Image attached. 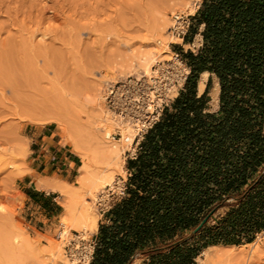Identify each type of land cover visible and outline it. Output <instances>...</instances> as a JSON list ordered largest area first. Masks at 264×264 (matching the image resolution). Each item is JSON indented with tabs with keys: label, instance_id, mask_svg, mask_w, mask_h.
Wrapping results in <instances>:
<instances>
[{
	"label": "trees",
	"instance_id": "obj_1",
	"mask_svg": "<svg viewBox=\"0 0 264 264\" xmlns=\"http://www.w3.org/2000/svg\"><path fill=\"white\" fill-rule=\"evenodd\" d=\"M178 50L189 70L126 164L123 195L100 221L89 264H195L210 246L264 231V0H202ZM219 108L208 112L211 78ZM211 213L197 233L194 229Z\"/></svg>",
	"mask_w": 264,
	"mask_h": 264
},
{
	"label": "rangeland",
	"instance_id": "obj_2",
	"mask_svg": "<svg viewBox=\"0 0 264 264\" xmlns=\"http://www.w3.org/2000/svg\"><path fill=\"white\" fill-rule=\"evenodd\" d=\"M5 1H2L4 3L0 7V130H7L4 134L6 136L8 133L11 140L17 138L14 141L17 151L10 148L11 154L14 156V152H17V156H14L16 159L13 168L9 167L6 173L1 174L0 188L9 190V194H19L20 198H17V203L9 202L7 203L9 205L2 207L5 203L0 207L5 212L12 211L16 214V222L23 232L26 246L36 242L40 261H45L44 264H89L91 256L88 261L87 258L85 261L80 259L88 252L89 244L94 243L97 229L89 228L84 231L74 227L67 228L60 215L48 228L40 230L35 226V218L31 215L33 208L29 207L18 188V179L26 173L30 142L27 138L29 126L54 124L61 132L64 142L69 143L73 150L77 145L78 151L75 153L79 159V168L72 186L76 185L79 169L85 163L91 164L94 169L105 167V170H108L107 173L111 176L109 182L98 185L96 181L91 187H95L93 190L95 196H88L89 200L91 199L89 207L99 223L102 214L122 197L128 177L126 164L133 156L132 149L123 139L105 137L106 132L115 133V124L104 103L106 87L110 83L129 77L150 76L159 64L168 72L174 73L172 63L176 62L175 56L179 55L177 51L181 48L183 52L194 51L200 45L197 37L193 44H183L184 33L181 32L184 29L176 17L189 21L202 0H187V4L183 5L184 9L181 6L178 11H167L164 18L168 23L160 20L159 25L157 18L163 17L160 14L162 9L157 2V5L155 2H151L153 5H150L149 0H118L122 4L121 7L118 6L120 8H116L115 4L118 3L116 0L110 2L107 0L110 4L106 3V0H99V4L98 0H93V3L92 0L91 3L89 0H81L82 3L80 0H54L56 3L51 0L56 5L50 0L20 2L18 0L20 4L12 0L10 5L9 0L8 3ZM22 1L27 5L21 3ZM32 1L37 2L34 4L38 8L33 6ZM86 1L89 2V6L94 5V8L92 6L91 9L84 8L85 5L88 6L85 4L88 3ZM102 1L103 4L106 3L105 5L115 6L116 12L111 10L113 7L104 6L110 8L108 17H105L107 12L104 10L108 11V8L105 9L101 5ZM77 2L84 6L79 7L78 3L77 7ZM145 2L147 4L142 5ZM127 5L129 7H125ZM23 6L25 8L21 11L20 8ZM29 7L35 9L30 13ZM98 7L104 8L106 14H103L102 10L98 13ZM146 7L150 11L146 12ZM38 9H42L41 13H37ZM12 10L18 11L15 13ZM92 12L98 13L95 14L97 17ZM91 13L94 16L89 17ZM142 56L148 58L149 71H146V65H139ZM188 72L189 70L181 63V88ZM213 88L214 84L210 97L211 107L215 108L212 105ZM94 120L99 121V137L94 135L92 129ZM120 132L124 133L122 130ZM113 144L121 153L120 166H106L104 163L102 147ZM11 171L15 177L12 174L8 176L7 173ZM58 201H61V196ZM39 227H42L41 224ZM67 230L68 234L64 235ZM262 237L261 233L258 234L250 244L218 246L239 248L251 245L255 241L262 245ZM262 250L264 251V245ZM28 251L31 252V247ZM201 253L195 264H230L208 261ZM25 255H28L26 251L23 258ZM29 255L31 256V253ZM29 258L23 259V262H31ZM251 264H264V254Z\"/></svg>",
	"mask_w": 264,
	"mask_h": 264
},
{
	"label": "bare ground",
	"instance_id": "obj_3",
	"mask_svg": "<svg viewBox=\"0 0 264 264\" xmlns=\"http://www.w3.org/2000/svg\"><path fill=\"white\" fill-rule=\"evenodd\" d=\"M0 1H1L0 2V7H1L4 2H2L3 0H0ZM7 1L8 0H6L5 2H7ZM10 1H12V0H9L8 1L9 3L7 2L8 5H10L13 1L16 2V4L17 3L20 4L19 3L20 0H19V2H18V0L17 1L13 0L12 2H10ZM23 1L21 3H23ZM52 1L54 3H56L55 2L56 0L55 1L52 0ZM96 1H95V3H96ZM108 1L110 2V0H108ZM108 1L106 0V3ZM121 1H124V0H121ZM142 1H144V0H142ZM142 1H141V3H142ZM80 2H81V0H80ZM80 2H77V7H78V3H79V7H80V5L82 3V2L81 3ZM86 2H88V1H86ZM97 2H98L97 4H99V0ZM115 2H118L117 4H115L116 8H120L122 4L119 3L118 0H116ZM149 2L150 3L151 2L152 3L153 2H155V3L157 2L159 4L160 8L162 9L160 11L161 12L160 14L163 17L159 16L160 18H157V16H156V18L158 20V23H157L158 25L161 22H163V23L167 22L168 23V21H166L165 18H164V16L167 15V11H174V10H177L178 8L181 9V6L183 7V5L187 4V0H155V1L149 0ZM24 3H26V2H24ZM34 3H37V2H34ZM34 3L32 1L33 6L35 5ZM90 3H91V1H90ZM92 3H93V0H92ZM101 3H102L101 5H103V7L104 6H109V4H110L109 3V4L105 5L106 3L104 2L105 4H103V1ZM125 3H126V1H125ZM152 3L150 5H153ZM155 3H154V5H155ZM157 3H156V5H157ZM30 4H31V2H30ZM85 4H88V6H86V5L84 6V4L81 5V6H84V8L85 7H87V8L89 7L90 8V6H92L94 8V5L90 4V6H89V2L85 3ZM118 4H120V5H118ZM144 4L146 5L147 2L143 3L142 5H144ZM25 5H27V3ZM39 5L40 4H38V6ZM54 5H56V4H54ZM101 5H99V6H101ZM124 5H126V4H124ZM24 6H23V8H20V10L21 9L23 10L26 7V6L25 7ZM115 6L113 7V5L112 6L110 5L109 7L110 8L113 7V9H111V10H114V12H116ZM118 6H120V7H118ZM34 7H36V5ZM125 7H129V6L127 5ZM36 8H38V7H36ZM99 8H101V7H98V9ZM107 8L108 7H106L105 9H107ZM110 8H108V11L104 10V11L107 12V16L105 15V17H108V12L110 11ZM122 8H124V7L122 6ZM156 8L158 9V7H156ZM17 9L19 10V8H17ZM33 9H35V8H33ZM33 9L28 10V11H30V13H31V11ZM103 9H99V11H97L96 8H95V10L98 13L100 12V10L103 11ZM145 9H146V12L150 11L147 7ZM183 9H184V7H183ZM20 10H19V12H20ZM41 10L42 9H40V10L38 9L37 13H39V12L41 13ZM117 10H119V9H117ZM12 11H14V10H12ZM12 11H10V12H12ZM17 11L16 12L14 11V12L17 13ZM35 11H37V10H35ZM104 11H103V14H106V13H104ZM131 11H132V9H131ZM152 11H154V10H152ZM128 12H130V11L128 10ZM179 12H181V11L179 10ZM92 13L94 15L98 14V13H94V12H92ZM92 13H91V15L88 14L89 17L90 16H94V15H92ZM99 15H98V17H99ZM16 16H17V18L19 17L17 14H16ZM81 17L83 18V16H81ZM86 17H87V15H86ZM153 17L155 18L154 15H153ZM17 18H16V20H17ZM168 19H170V18H168ZM152 20H154V19L152 18ZM157 20L155 19V22H157ZM160 20H161V22H159ZM11 22H13V21L11 20ZM14 23H15V21H14ZM2 27L4 28V26H1V28ZM197 38H200V37H197ZM140 59H139V65H142V66L146 65L145 67L147 69L150 66V64H148V62H147V59H148L147 56H142V57H140ZM147 64L149 65L148 67H147ZM145 67H143V68H145ZM146 71H149V70L147 69ZM207 77H208V73L207 72H204V73L201 74V78H200L199 85H198L199 92L203 91V89H204V81H205V79ZM218 94H219V84H218V80L215 79V87H214V90H213V98H214L215 106H218ZM98 123H99V121L96 120L94 122V124L92 125L93 126L92 129H94L93 130L94 131V135H96V136H98V131L100 129V125ZM5 131H7V130H4V131H2V129L0 130V176H1V174L3 172L8 170L9 167H11V169L13 168V166H14L13 164L15 163L14 161L16 159L14 156H17L16 155L17 152L16 153L14 152V156H13V153L11 154V152H10V150L12 148H14L17 151V149L15 147L16 145H15V142H14L15 139H17V138H15V139L13 138L11 140V137L8 135V133L5 136V134H4V133H6ZM105 137L109 138V133L108 132H106ZM9 138H10V140H9ZM69 139H71V137ZM99 140H101V142H102L101 138H99ZM74 146H75V144H74ZM76 147H77V145L74 148L75 152L78 151ZM14 149H13V151H14ZM102 153L105 156V162L104 163L106 164V166H113V165L117 166V165L120 164V155H121V153H120V151H119V149H118V147L116 145L113 144V145H110V146L102 147ZM95 169H96V167H95ZM95 169H94V167L92 168L91 164H88V163L83 164V166H81L80 169H79V176L77 177L76 185H74V186L66 185V184L56 185V186L53 185V184H50V185H53V186H45L43 184L45 186L44 188L51 189V190L56 191V192H58L60 194V196H61L60 204H61V207L63 209L62 213H61V220L66 225L67 228L74 227V228H76L78 230H84V231H87L89 228L90 229L92 228L94 230H96L98 228V218H96L93 215V211L89 207V201L91 199L89 200L88 196H90V197L95 196L93 194L94 193L93 190H94L95 187L91 188L93 186V183L98 181V182H96V183H98V185L101 184V183L104 184L107 181L109 182V179H111V176H110L109 173H107L108 170H105V167H101V169L100 168L99 169L97 168L96 170ZM12 172L13 171H11V173L10 172L7 173V174H9L8 176H10L12 174ZM13 174H12V176L15 177V175H13ZM1 180H2V178H1ZM8 180H9V178H8ZM17 198H20L19 194L18 195H13L11 193L9 194V190H7L5 188L3 189L2 187L0 188V205L2 206V205H4L6 203L2 207H5V206L9 205V204H7L9 202L17 203L16 202V201H18ZM16 217H17L16 214L13 213L12 211L11 212H9V211L5 212L0 207V264H44L45 261H43V262L40 261V257H39L40 253L38 251V245L36 244V242H32L30 244V246L28 244L29 248L31 247V252L30 251L27 252V250L29 248H28V246H26V244L24 242L25 238H24L23 232L20 230V227H19V225L16 222V220H17ZM63 234L67 235L68 234V230L65 231ZM261 234L263 236L262 237L263 238V242H261L262 245L260 244L259 241H255V243H253L251 245L242 246V247H239V248H237V247L224 248V247H220V246H211V247H209L207 249H204L202 251L201 255L203 257H205L206 260L212 261V262H218V263L230 262V264H251L252 262L255 261V259L259 258L262 254H264V251L262 250V246L264 245V232L261 233ZM24 246H26V247H24ZM24 248H26V249L24 250ZM24 251H26V254L28 253V255H29V253H31V256L30 255L29 256L25 255L26 257L23 258ZM28 258H29V260L31 259V262H25L24 263L23 259H28ZM25 261H28V260H25ZM47 264H49V263H47Z\"/></svg>",
	"mask_w": 264,
	"mask_h": 264
},
{
	"label": "crops",
	"instance_id": "obj_4",
	"mask_svg": "<svg viewBox=\"0 0 264 264\" xmlns=\"http://www.w3.org/2000/svg\"><path fill=\"white\" fill-rule=\"evenodd\" d=\"M196 37L200 36H195L193 43ZM198 40L200 42L201 37ZM200 78L197 83L198 96L204 93L208 79L211 78V87L208 93L210 101L207 111L211 113L216 112L219 108V100L218 106L212 103L215 107L212 108L210 91L213 84L215 87V79L217 78L208 74V79L206 78L207 81L204 83V89L202 92H199L198 85ZM27 138L30 142L29 156L26 160V173L18 179V188L24 196L26 203L30 208H33L31 215L35 218V226L42 230L48 228L50 224L56 221L63 210L58 201L60 198L59 193L44 187L62 184L73 185L79 168V159L72 146L64 142L61 132L54 124L29 126ZM40 224L42 227H39ZM99 224L100 222L98 223V228ZM98 228L95 236L98 233ZM145 261L140 256H137L133 258L131 264H143Z\"/></svg>",
	"mask_w": 264,
	"mask_h": 264
},
{
	"label": "built area",
	"instance_id": "obj_5",
	"mask_svg": "<svg viewBox=\"0 0 264 264\" xmlns=\"http://www.w3.org/2000/svg\"><path fill=\"white\" fill-rule=\"evenodd\" d=\"M186 33L189 21L176 17ZM183 34V35H184ZM182 35V36H183ZM172 63L174 73L160 64L150 76L129 77L108 84L104 93L106 110L115 124L113 139L119 137L129 143L133 158L140 141L146 132L158 121L164 107L168 106L181 90V59L175 56ZM186 78V77H185ZM124 131L122 134L120 131ZM124 191V190H123ZM94 243L89 244L88 252L81 256L88 261L93 253Z\"/></svg>",
	"mask_w": 264,
	"mask_h": 264
},
{
	"label": "water",
	"instance_id": "obj_6",
	"mask_svg": "<svg viewBox=\"0 0 264 264\" xmlns=\"http://www.w3.org/2000/svg\"><path fill=\"white\" fill-rule=\"evenodd\" d=\"M210 216H211V213L210 214H208L202 221H201V223L194 229V231H193V234H197L201 229H202V227L207 223V221L209 220V218H210Z\"/></svg>",
	"mask_w": 264,
	"mask_h": 264
}]
</instances>
